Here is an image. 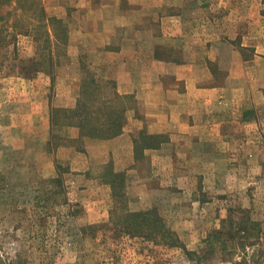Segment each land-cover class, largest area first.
<instances>
[{
  "label": "crops",
  "instance_id": "0c3cea01",
  "mask_svg": "<svg viewBox=\"0 0 264 264\" xmlns=\"http://www.w3.org/2000/svg\"><path fill=\"white\" fill-rule=\"evenodd\" d=\"M81 2L83 20L67 15L74 8L59 16L70 29L65 68L32 80L0 78L1 110L18 105L22 112L12 114L25 119L19 145L28 147L30 138L36 156L52 155L41 163V176H58L62 167L86 209L109 212L115 206L109 179L125 172L129 205L187 207L194 210L189 222L219 226L227 209L216 200L246 188V173L264 172V6ZM83 90L122 109L120 131L88 136L77 125H52L53 109L76 108Z\"/></svg>",
  "mask_w": 264,
  "mask_h": 264
},
{
  "label": "rangeland",
  "instance_id": "374dc122",
  "mask_svg": "<svg viewBox=\"0 0 264 264\" xmlns=\"http://www.w3.org/2000/svg\"><path fill=\"white\" fill-rule=\"evenodd\" d=\"M249 1L255 5L254 8L258 7L257 11L260 6H264V0ZM42 2L49 15L61 18L59 16H66L67 10L74 8L73 14H67L70 18H73V15L80 20L86 18L84 11L77 12L76 6L82 5L81 0H42ZM262 8L261 13L264 15V7ZM3 12L6 13V9ZM256 14L258 18L261 15L260 12ZM256 20L258 21L251 26L257 27L259 19ZM17 40L19 56L29 58L41 54L38 44L31 36L20 35ZM3 59L5 56L3 50H0V60ZM7 59L4 67L0 68V78L18 76L32 80L40 73L27 76L21 74V67L11 65L16 61L12 53ZM65 62L63 61L57 68H65ZM18 110H20L18 105L10 103L6 106V110L0 108V248L2 250L11 254L25 251L30 260L29 264H233V261L228 260L230 257L243 264H264L263 171L246 173L244 181L247 179L249 184L252 179L250 185H244L246 188L237 189L233 194L226 192L222 200H216L222 204L220 206L227 209L219 226L216 225L218 222L215 220L208 226L205 221L189 222L188 218L191 217L189 213L193 214L194 210L187 207L168 206L167 203L165 206L153 205V208H156L164 218L167 226L177 233L183 242L182 246H171L167 242L142 236H130L119 232L112 223H108L114 205L109 212H106L107 208L100 209L99 206L94 209L93 206H88L89 211L86 207H82L81 203L84 199L77 190H71L69 187L67 173H62L65 179L62 190L46 181L51 177L41 176V170L39 171L41 163L51 160L52 155H45L44 151L43 154L36 156L39 150L35 146V140L30 138H28V147L19 145L18 139L23 134L25 136V133L20 132L25 128L22 125L25 119L12 114ZM29 135L32 138L35 133ZM58 169L61 172L63 170L62 167ZM127 202L129 203V200ZM129 207L136 211L144 210L140 208L138 202H133ZM245 209L251 210L253 218L261 223V240L246 249L237 250L233 256L227 257L219 251L211 252L204 242L207 235L222 227L223 220H226L225 225L228 226L229 215L232 214L237 218L240 216L239 211ZM212 213L219 215V212L215 214L213 210ZM177 227L181 232L184 230V233L178 232ZM188 250L193 253L188 254Z\"/></svg>",
  "mask_w": 264,
  "mask_h": 264
},
{
  "label": "trees",
  "instance_id": "16d2710c",
  "mask_svg": "<svg viewBox=\"0 0 264 264\" xmlns=\"http://www.w3.org/2000/svg\"><path fill=\"white\" fill-rule=\"evenodd\" d=\"M4 9L6 13L3 12ZM20 35L31 36L38 44L41 54L29 58L19 56L16 44ZM13 43H15L14 47L10 49ZM68 44L67 22L49 15L42 0H0V50H3L5 56V59L0 60V68L4 67L8 55L12 53L16 61L11 65L21 67V74L26 76L37 72L52 74L67 57ZM85 91H82L81 102L76 108L53 109L52 125H60V123L77 125L81 129V134L88 136L115 135L118 130L120 131L122 109L117 107L116 103L114 107L110 103L105 107L103 104H106L108 100L103 104L100 102L102 106L96 103L95 93ZM84 99L91 104L85 106ZM113 101L109 99V102ZM46 181L57 185V188L60 187L59 190L64 189L62 186H65V179L61 171L58 176ZM109 182L113 185L115 207L111 210L108 223H112L115 229L130 236H142L167 242L171 246L183 245L177 233L167 226L156 208L139 211L130 209L124 188L125 172L114 174ZM239 215L235 218L230 214L228 226L225 225L226 220H223L222 227L207 235L204 242L211 252L219 251L227 257L233 256L237 250L246 249L261 240V223L253 218L252 211L240 210ZM187 253L193 252L188 250ZM228 260L233 261V264H243L233 257ZM29 262L25 251H16L11 254L0 248V264H29Z\"/></svg>",
  "mask_w": 264,
  "mask_h": 264
}]
</instances>
